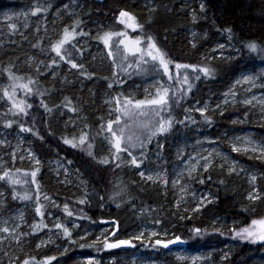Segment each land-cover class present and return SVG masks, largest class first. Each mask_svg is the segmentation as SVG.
<instances>
[{
	"label": "trees",
	"instance_id": "1",
	"mask_svg": "<svg viewBox=\"0 0 264 264\" xmlns=\"http://www.w3.org/2000/svg\"><path fill=\"white\" fill-rule=\"evenodd\" d=\"M34 1L37 0H0V9L6 6L16 9H20L25 5L33 6ZM195 1L103 0L100 2V0H49L48 11L43 12V22L39 24L40 26L32 24L31 27L25 29L21 23H14L15 27L9 25L11 28L9 27V30L7 28L5 37H0V91L3 93L7 89L11 93L13 86H16L14 99L23 100L26 104L32 105V108L27 109V116L14 115L13 111L8 114L0 108V128L21 132L19 124H24L26 127H33L34 131L38 130L39 135L44 137L43 140H40L33 133L21 132L31 139L33 148L43 160V163L33 169L34 171L37 167L39 168L35 182L32 181L30 173L24 171L25 169L17 168L15 171L18 174L25 173L24 175L28 177V183L9 188L12 193L19 194L16 198L11 196V203L19 204L22 202L32 207L36 218H29L31 226L46 224L45 215L40 217L34 209L40 195L45 192L52 194L61 202L60 208L56 211L65 222L67 219L76 218L84 225L88 223L99 225L103 220H114L119 224L117 236L123 238L137 228V224L142 220V216L137 213V210L145 207L146 210L151 209V217L155 221H160L162 226L169 227L176 224L175 227L182 232L187 247L194 249L207 246L213 247L232 241L235 246L230 248L231 256L227 257L224 264H258V260L264 258V245L259 242L253 244L241 240L229 231L233 227L238 230L240 227L248 226L253 219L264 218V198L257 202L247 200L245 197L246 183L244 184L238 176L229 177L224 175L222 171H210L209 174L212 176V180L208 181L205 186L214 194L215 200L192 217L180 220L172 216L171 211L163 205L161 194L152 190L149 186L136 182L132 170L133 165L130 164V161L119 162L120 167H116L115 163L109 165L98 164L92 157L87 155L86 145L72 148L70 145L63 143L62 138H78L81 130H83L88 132L89 142L93 144V152L97 159L101 157L112 158V153L104 147L105 132L100 130L97 119L103 114L104 110L100 106L102 94L105 91H110L116 95L121 85L115 82L114 68L110 69L106 65L104 67L100 65L101 68H99L94 59H88L87 56L89 55L84 54L82 45H77L76 41L83 37L101 44L102 41L96 39V37L98 34L102 35L104 30L107 29V23L112 22L115 28H122L121 25L115 22L118 17V9H124L136 15L138 22L145 25L144 30L147 34L156 37L157 43L164 47L170 57L184 60L185 63L195 64L196 53L199 52V48H192L189 40L188 29L194 25L190 15L191 11L199 17L200 22L196 26L208 34L206 37L203 35L199 39L202 40V45L203 42H210L219 36L228 38L225 29L231 28L232 39L230 41L241 50V56L229 65L216 64L213 66L217 73L219 70L218 76L222 78L213 76V78L210 77L212 81L204 79V83L208 84L210 88L213 87L211 84H218L221 80H230L241 70L251 66L255 60H261L259 55L250 53L242 45L252 41L264 45V0H202L206 9L203 13ZM64 5H68V8H61ZM152 9H155V11H150ZM54 11L59 13L61 20H53ZM75 19L82 20V24L77 31L88 35H77L71 42L72 47L65 45V49L72 54L71 58L78 65H83L87 73V75H81L79 69L74 68L76 75L85 79L87 83L82 97L77 92L79 90L78 83L69 84L59 78L52 79L51 72L58 65L57 62L53 64L50 61L49 65L47 64L39 72L31 69L33 67L29 68L28 64L29 60L33 58L41 63L44 62V58L56 56L64 67L60 70L62 76L66 66L71 67V65L68 64L67 58L61 60L51 50V44L61 37L63 28L72 24ZM148 19L152 20L151 25L145 23ZM59 35L60 37H58ZM35 45H39V47ZM9 72L13 76L22 79H12L8 75ZM29 79L35 81L34 84L29 85L32 88L30 93L19 87L27 84ZM136 80L140 81L138 78ZM110 83L112 84L111 88L108 87ZM204 83L196 84L195 91ZM201 88H203L201 93L207 92L208 94L212 91V89H208L207 85ZM138 91L139 97L140 93ZM195 91L192 92L191 96L197 94ZM65 97L71 100V104L67 107L63 106ZM79 97L82 99H79ZM183 102V99L179 100L174 111L176 112L175 120L184 122L175 123L174 129L166 138L174 135L178 130L186 132L199 129L206 130L226 123L223 121V117L217 118L215 116V123L210 126L200 120L201 115L190 112L183 113L179 108ZM44 104L52 109L51 113L45 110ZM74 105H78L76 109L79 108L80 110L81 130L76 129L74 125L67 124L68 122L65 121L66 115L61 113L62 109L70 110ZM238 108H232L231 112L237 111ZM245 112V108H240L241 114L244 115ZM185 116H189L190 119L185 120ZM9 120L13 121L10 128L7 126ZM193 121L195 122L193 123ZM236 156L261 170L263 175L258 178V184L262 197H264V162L241 155ZM54 158L62 159L70 169L75 182L72 188L66 187L64 183L60 184V182V185H57L53 181L48 161ZM68 161H71V163L69 164ZM66 178L60 175L57 179L62 181ZM1 181L8 184L6 179ZM220 181H224V183L221 184ZM37 186H39V191H37ZM25 192L32 199H20L19 196H22ZM101 197H103V200L100 199ZM80 200H84L85 203H79ZM65 204L68 205L67 212L64 211ZM68 212H71L72 215H68ZM196 228L202 229V233L199 235L195 233L193 229ZM30 229L32 241H37L41 236L40 234L45 230L43 227L36 231L32 227ZM216 229L220 231H216ZM84 245V248L87 249L88 244ZM78 247L81 248L80 245ZM101 249L98 246L96 248L92 246L88 248V251L91 252V255H95V252L99 253ZM74 254L76 252L72 250L63 256L55 253L47 257H56L50 264H71L70 261H74ZM34 257L37 261H42L45 258ZM20 259L19 264H22L24 256L21 255Z\"/></svg>",
	"mask_w": 264,
	"mask_h": 264
},
{
	"label": "rangeland",
	"instance_id": "2",
	"mask_svg": "<svg viewBox=\"0 0 264 264\" xmlns=\"http://www.w3.org/2000/svg\"><path fill=\"white\" fill-rule=\"evenodd\" d=\"M48 1L49 0H37L33 2V6L25 5L20 9L9 6L0 9V37L4 38L7 28L9 30V27L14 25V23H21L25 29L31 27L32 24L40 26L39 24L43 22V12L36 13L35 15H32V13L35 11L36 7L49 8ZM102 1L103 0H100V2ZM195 2H197L198 5L203 3L202 0H196ZM23 13H28V15H23ZM193 14L195 13L191 11V19ZM195 16L196 20L195 22L193 21L194 25L188 29L191 46L195 43V48H199V52L196 53V60L194 61L195 65L213 67L216 64L229 65L236 60L237 58L231 60L221 58V55L223 57L237 56L234 50L238 48L228 38L219 36L210 42H203V45L201 44L202 40L200 41L199 39L203 35L206 37L208 34H206V31H201L196 26L200 21L197 14H195ZM52 18L53 20H61L57 12L53 14ZM115 22L121 25L122 28H115V25L109 22L106 24L107 29L104 31L126 32L128 38L126 42L134 41L137 37H143L147 34L146 30L141 32L140 29L133 30L126 28L125 25L118 22V19H116ZM54 23L56 22L54 21ZM193 32L197 34L195 37L192 35ZM58 37H60V35ZM72 41L73 40L70 41V44ZM76 44L82 45L84 49L83 52H85L84 54L89 55L87 56L89 60L94 59L97 65H99V68H101L100 65L103 67L106 65L110 69L114 68L115 82L121 85L116 95L110 91H105L102 94L103 97L100 106L104 110L103 114L97 119L99 128L101 124L106 125L109 119L115 118L117 115L116 109L118 107H124L123 103L116 104L113 100L114 97H120L121 101H123L124 97L136 100L145 99L147 95L148 98H152L151 94H154V86H158V81L163 82L165 86L171 84L172 93L175 92L177 85L169 82L166 76L152 70L150 66L137 69L135 66L136 61L130 56L127 60L123 59L121 55V49L124 47L123 45L114 46L112 48L114 53L113 58L108 56V48L103 42L101 44L94 43L90 39L81 37L76 41ZM113 44H116L115 38ZM157 44L166 51L163 46L159 43ZM220 44L225 45L222 54L218 49V45ZM141 46L143 47L144 45ZM240 56L241 50L239 51L238 58ZM213 57H215V59H213ZM171 58L179 63L193 64L185 63V61L181 59ZM53 60H55L58 65L52 69V79L59 78L61 81L69 84H73L74 82L78 83L79 90L77 92L82 97V93L86 90L85 84L87 83L85 79L76 75L75 69L70 66H66L65 72H61L63 73L61 76L60 70L64 67L56 56L44 58V62L42 63H39L38 60L33 58L29 60L28 64L30 66L29 68L33 67L31 69L39 72ZM129 65L132 66L129 67ZM218 73L215 72L214 76L222 78L218 76ZM262 73H264V63H262V60H255L251 66L244 68L230 80H221L218 84H211L213 87L210 88L208 84L204 83V79H206V81H212L210 78H206L201 74L200 79L195 80L194 76L198 73L189 70V80L195 86L191 93H188V95L183 98L184 102L179 108L183 113L190 112L201 115V113L197 112L195 109L203 108L207 105L208 111L205 112L204 115H201L202 118H200V120L213 126L215 123L214 117L216 116L217 118L223 117V121L226 123L222 124V126L220 124L219 126L216 125L212 129L206 130L199 129L190 132L178 130L174 135L166 138L174 129L173 127L170 132L153 137L151 143H146V147L143 150V153L146 154V159H143L139 167L134 165L132 167L136 182L149 186L152 190L161 194L163 205L167 210L171 211L172 216L180 220L190 218L197 212L203 210L207 205L211 204L207 202V199H211L212 201L215 200L214 194L205 186L209 181L207 176L210 175L209 172L213 170L222 171L224 175L229 177L233 175L238 176L244 184L246 183L245 197L253 190L250 177L252 175L257 176L255 187L259 189L261 196H263L258 184V178L261 177L263 173L258 167L251 166L236 155L245 156L260 162H264V160L257 158L259 153H252L251 151L245 153L243 151L236 152L232 150L234 145L238 148L250 149L253 146H258V148L264 149V79H256L255 86H253L251 82L243 81L244 76L251 75L259 77ZM137 78L140 81H137ZM237 80H240L241 83L237 84ZM199 83H204L201 87L207 85L208 89H212V91L209 90L210 92L208 94L207 92L201 93L203 90L201 87L195 91L196 84ZM145 89H147V93ZM137 91L140 93L139 97ZM193 91L197 94L191 96ZM172 93H170L171 114L175 118V106L177 107L181 99L173 97ZM233 93L235 95H233ZM79 99L82 98L79 97ZM246 100H250L251 104H245L244 101ZM225 101H227V103H225ZM217 105H220V107L218 108ZM77 106L78 105H74L73 107L76 108ZM234 107L239 108L232 113L231 109ZM0 108L5 113L10 114L12 112L10 111V109H12L10 101L1 91ZM240 108L246 109L244 115L240 113ZM61 113L62 115H66L65 121L68 122L67 124L74 125L75 128L79 130L82 129L79 108L76 112H72L71 109H62ZM205 116L210 117L211 122H207ZM165 118H167L166 113ZM148 119H152L154 123V118H152L151 115L148 117L137 115L132 119L122 117L121 122L123 124L127 121L129 133L143 139L148 132L146 129H143L141 125ZM233 121L237 122L233 123ZM100 130L102 129L100 128ZM107 135L108 134L105 132L104 147L108 152L114 153V149H112L111 145L105 139ZM246 140L254 141V145L247 144ZM158 143L163 145L162 149H158ZM213 150L215 151L213 152ZM129 151L139 159V163L141 160V149L139 147L134 149L129 148ZM210 152L213 153L211 157L213 161L212 166L208 172H203L200 166L204 164V160L201 159V157L208 156ZM33 155L36 159H39V165H42L43 160L34 150L31 139L28 136L18 130L0 128V175L8 171L12 179L19 181L17 184H12L6 178L7 184L0 180V229L4 227L14 229V231L10 233L0 231V264H19L21 255L24 256V259L34 256L47 257L55 253H59V255L61 254L63 256L72 250H74L76 254H74V261H70L71 264H87L89 260L98 261L99 264H113L116 262L118 264H224L226 260L225 256H231L230 248L235 246L232 241L214 245L213 247L207 246L197 249L187 247L186 242L183 240L182 232L175 227L176 224L169 227L162 226L160 221H155L151 217V209L146 210L145 207L137 210V213L142 216V220L137 224V228L123 238L117 236L119 224L114 220H103L99 225H91L89 223L84 225L76 218L67 219L65 222L62 216L56 211L60 208L61 202L56 197H53L52 194L45 192L40 195L39 201L36 202L37 204L34 209L38 206H43L41 211H44L47 228L40 234L41 236L37 241H32L30 237L31 224L29 218L35 219L36 215L32 207L27 203H11V196H13V193L9 188L26 184L28 177L24 175L25 173L18 174L15 170L21 168L31 174L33 169L37 166L35 159L32 158ZM119 155L122 157L119 162L123 163L124 161H130L127 154L121 152ZM197 161L199 163H197ZM233 161L236 162L234 166L237 171L236 173L229 174L228 169L233 166ZM193 165H196L197 172H194L192 177H189L188 170ZM219 165H224V167L220 168ZM48 166L55 184L60 185L64 183L66 187H73L75 183L73 180L74 178L70 173V169L62 159L54 158L48 161ZM241 169H243V171H240ZM140 172L144 173L143 178L139 175ZM60 175L67 177L66 180L60 181L59 179L58 181L57 178H59ZM150 175L153 177L151 181L146 179ZM197 177L204 179L205 182L200 184ZM165 180H167V184L164 183ZM173 181H177L175 186L173 185ZM181 185L185 186L184 192L180 191ZM21 188L25 189L26 187ZM45 197H48V199H45ZM203 197H207V199L204 200L203 205H201L200 200ZM197 207H199V211L194 210ZM37 214L40 215L39 213ZM57 223L67 227L71 231L72 237L70 240L68 237L64 236L62 229H56L54 227ZM17 225L19 227H17ZM141 233H143L142 236ZM152 233H156L157 235L153 236ZM136 236H140L141 238L137 240L135 239ZM176 237L180 238L179 241H182V244L177 241L169 244L168 247L165 248L155 243L157 239L166 243L169 240H175ZM118 240H130L131 245H124L113 249L102 247L105 241L108 243H115ZM42 241L44 242L43 244H41ZM71 241H75V243ZM140 243L143 244L139 245ZM37 244L41 246L37 248ZM81 244L92 245L94 248L98 246L102 248V251L100 250L99 253L95 252V255H91V252L88 251L90 247H87V249L78 247V245ZM65 249H67V251H65ZM260 261L261 263H259ZM258 264H264V258L259 259Z\"/></svg>",
	"mask_w": 264,
	"mask_h": 264
},
{
	"label": "snow or ice",
	"instance_id": "3",
	"mask_svg": "<svg viewBox=\"0 0 264 264\" xmlns=\"http://www.w3.org/2000/svg\"><path fill=\"white\" fill-rule=\"evenodd\" d=\"M201 12H205V4L201 3L199 5ZM64 8L67 9L68 5H64ZM47 8H40L36 7L35 11L32 13V15H35L36 13L40 12H47ZM150 11H155V9H152ZM118 22L122 25H125L126 28H130L133 30L140 29L141 32L144 30V24H141L138 22V17L134 15L133 13L124 10V9H118ZM23 15H28V13H23ZM10 18V17H9ZM193 21L195 22L196 16L193 14L192 16ZM146 24L151 25L152 20L148 19L145 21ZM82 20L75 19L72 24L65 26L63 28L62 35L59 39L56 40L55 43L51 44V50L56 53V55L61 59L64 60L67 58L68 64L71 65L72 68L79 69L81 72V75H87L83 65H78L72 58L71 53L67 52L65 49V45H68L69 47H72L70 44V41L75 39L77 35L85 36L88 35L84 32H78L77 29L81 26ZM13 27H15L13 25ZM228 33V39H232V29L227 28L225 29ZM39 31V29H37ZM192 35L195 37L197 34L195 32L192 33ZM115 38L116 44H113V40ZM96 39L103 42V44L108 48V56L114 58V53L112 51V48L114 46L123 45L124 47L121 49V55L123 59L127 60L129 56L136 61V68L142 69L144 66H150L152 70L156 71L157 73H161L163 76L167 77V80L169 82H172L177 85L175 92L172 93L171 84L169 86H165L163 82L158 81V86L155 87V92L152 95V98H148L146 95L145 99H130L128 97H124L123 101H121L120 97H114L113 100L116 104L123 103V108H117L116 112L117 115L114 119H109L105 124H101L100 128L106 132L108 135L105 137V139L108 141V143L111 145L112 149H114V153H112V158L108 157H101L99 159L96 158L94 152H93V144L89 142V136L88 132L81 130L79 137H73L72 139L68 138H62L63 143L66 145H70L72 148L87 146L86 151L87 155L89 157H92L96 163L102 164V165H109L112 163H115L116 167H120V153L123 152L127 154L130 158V164L134 165L136 167H139V164L143 162L144 153L143 150L146 147V143H151L152 138L159 136L161 134H166L170 132V130L174 127L175 123H183L184 121H176L175 118L171 114V103H170V93H172L173 97H177L178 99H183L188 93H191L192 89L194 88V84L190 82L188 72L191 70L194 73H198L194 76L195 80H199L201 74L206 77L210 78L215 75L216 69L211 66H203V65H195V64H183L177 62L175 59H172L169 54L164 51L161 47L158 46L156 37H154L151 34H145L143 37H137L134 41L126 42L127 33L126 32H114V31H104L102 35L98 34ZM141 45H144L143 47ZM36 47H39V45H35ZM192 47L195 48V43L192 44ZM225 45L220 44L218 45V49L221 51V54L223 52ZM242 47H245L250 53L257 54L261 57L262 63H264V45H259L256 42H247L246 44H243ZM216 51V50H213ZM237 53L236 57H223L221 55V58L231 60L233 58H237L239 56V49L234 50ZM215 59V57H213ZM42 63V62H41ZM53 64L56 63L55 60L52 61ZM132 65H129L131 67ZM126 70V69H125ZM183 70V71H182ZM8 75L14 79H22L21 77L13 76L11 72L8 73ZM89 78H91L89 76ZM107 79V78H105ZM256 79H264V73L261 74L259 77L254 76H244L243 81L244 82H251L253 86H255V80ZM35 81L32 79L28 80L27 84L20 85L19 87H22L26 90V92H32V88L29 87V85L34 84ZM237 84H240L241 81L237 80ZM186 86V87H185ZM109 88L112 87V84L110 83L108 85ZM145 92L147 93V89H145ZM16 94V86H13L12 92L9 93L7 89L3 91V95L8 98L9 101L12 103V109L10 111H13L14 115L19 116H27L28 111L27 109L32 108L31 104H26L23 100H16L14 99ZM43 95V93H41ZM227 95V94H226ZM233 95H235L233 93ZM64 107H67L69 104H71V100L68 97L64 98ZM175 102V101H173ZM107 103V102H106ZM227 103V101H225ZM245 104H251L250 100L244 101ZM45 110L49 113L52 112V109L49 108L46 104L43 105ZM59 107V106H57ZM219 108L220 105H217ZM197 112L201 113V115H204L205 112L208 111V106L205 105L203 108H196ZM72 112H76L77 109L75 107L71 108ZM165 113L167 115V118H165ZM222 114V113H221ZM142 116V117H148L151 115L152 118H154V123L152 119L146 120L141 127L143 129H146L148 134L144 136L143 139H141L139 136H133L128 131V123L125 121L123 124L121 122L122 117H128L129 119H132L135 116ZM185 120H189V116H185ZM205 120L207 122H211V118L208 116H205ZM195 121H193L194 123ZM237 121H233V123H236ZM13 121L9 120L7 121V126L10 128L12 127ZM19 128L21 132L25 133H33L34 135L38 136L40 140H43L44 137L39 135L38 130L34 131L33 127H26L24 124H19ZM246 143L249 145H254V141L252 140H246ZM139 147L141 149V160L138 163L137 157L132 155V153L129 151V148H137ZM158 149H162V144H157ZM233 151L240 152L243 151L245 153L251 151L252 153H259L257 155L258 159L264 160V149L258 148V146H253L250 149L249 148H238L235 145L232 148ZM215 150H213L214 152ZM213 153H209L206 157H201V159L204 160V164L200 167L202 168L203 172H208L209 169L212 166V157ZM35 159V163L39 165L40 161L39 159H36L33 155L32 157ZM70 164L71 161H68ZM197 163H199L197 161ZM233 166H231L228 171L229 174L236 173L235 168V161L232 162ZM220 168H223L224 165H219ZM240 171H243L241 169ZM37 172H39V168L37 167L34 171L31 172L32 181L35 182V177L37 175ZM194 172H197L196 165H193L188 170V176L192 177V174ZM139 175L143 178L144 173L140 172ZM8 179L10 183L17 184L19 183L18 180L12 179L10 176V173L8 171H5L3 175H0V180ZM200 184H203L205 181L202 178L197 177ZM147 180H153V177L150 175L146 178ZM207 179L210 181L212 179L211 175L207 176ZM257 180V176L252 175L250 177V183L253 184V190L252 192H249L246 199L249 201H256L259 199H262L264 197L261 196L260 191L257 187H255V181ZM27 183V181H26ZM165 184H167V180L164 181ZM177 181H173V185ZM221 184L224 183V181H220ZM37 191H39V186H37ZM180 191H185V186L181 185ZM18 193H13V198H16L18 196ZM194 195V194H193ZM20 199L23 200H30L32 197L25 192L22 196H19ZM45 199H48V197H45ZM103 200V197L100 198ZM207 197H203L200 200V204L203 205L204 200H206ZM38 200V197H37ZM208 203H213L211 199H207ZM79 203L83 204L85 203L84 200H80ZM43 206L36 207V212L40 214L41 217H43L44 212L41 211V208ZM195 211H199V207L194 209ZM64 211H68V205H64ZM68 215H72L71 212H68ZM183 218V217H182ZM22 219V217H21ZM17 227H19L17 225ZM34 231L39 230L41 227L47 228L46 224H36L31 226ZM54 227L56 229H62L63 234L65 237H68L69 240L72 236L71 231L64 227L61 224H55ZM0 231L4 233H10L14 231V229H9L8 227H4L3 229H0ZM195 233L198 235L202 233V229L196 228L193 229ZM216 231H220L219 229H216ZM231 233L234 234L235 237H239L241 240L249 241L253 244L261 243L264 245V218L260 219H253L251 220V223L248 226L240 227L238 230L233 227L229 229ZM221 234H223L221 232ZM22 235V234H21ZM143 233H141V236ZM153 236L157 235L156 233H152ZM141 237L136 236L135 239L139 240ZM180 238L176 237L175 240H169L166 243L157 239L155 241L156 245H162L163 247L167 248L169 244L175 243L179 241ZM72 243H75V241H71ZM44 242L42 241L41 244ZM131 244L130 240H118L115 243H108L103 242L102 247L113 249V248H119L122 245H128ZM41 245L37 244L36 247L39 248ZM81 247H85V245H80ZM87 247H92V245H87ZM67 251V249H65ZM56 257H45L42 261H37L35 257H29L22 261V264H50L51 261L55 260ZM225 259H227V256H225ZM87 264H99L98 261L89 260Z\"/></svg>",
	"mask_w": 264,
	"mask_h": 264
},
{
	"label": "water",
	"instance_id": "4",
	"mask_svg": "<svg viewBox=\"0 0 264 264\" xmlns=\"http://www.w3.org/2000/svg\"><path fill=\"white\" fill-rule=\"evenodd\" d=\"M181 244H182V242H180ZM128 245H130V244H128ZM122 246H124V245H122ZM126 246V245H125Z\"/></svg>",
	"mask_w": 264,
	"mask_h": 264
}]
</instances>
